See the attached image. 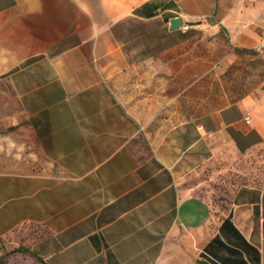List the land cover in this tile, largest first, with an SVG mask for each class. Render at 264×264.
Listing matches in <instances>:
<instances>
[{"label":"crops","instance_id":"0c3cea01","mask_svg":"<svg viewBox=\"0 0 264 264\" xmlns=\"http://www.w3.org/2000/svg\"><path fill=\"white\" fill-rule=\"evenodd\" d=\"M170 6L258 57L264 0H0L11 248L44 264H264V180L241 164L264 150V81L201 113L199 74L186 83L169 51Z\"/></svg>","mask_w":264,"mask_h":264},{"label":"rangeland","instance_id":"374dc122","mask_svg":"<svg viewBox=\"0 0 264 264\" xmlns=\"http://www.w3.org/2000/svg\"><path fill=\"white\" fill-rule=\"evenodd\" d=\"M173 17L181 16L170 6L169 10L163 13V20ZM186 24H183L174 36L169 37L168 47L170 52L184 55L186 74L189 70L186 83L192 81V74H199L201 113L211 107L231 103L258 89L264 81V61L259 56L233 57L223 32L214 28L208 16L203 19L202 25ZM118 36L132 38V28H121ZM126 48L132 50V45H127ZM17 112L12 93L5 85H0V118L4 115L16 116ZM16 128V124L7 126L0 123V135L11 139ZM31 152L30 148L25 150V158L32 162V156L29 155ZM241 164L253 167L254 170L250 172L259 180H264V150L260 151L258 158L251 156ZM13 250L15 249L0 239V264H42L30 254L12 253Z\"/></svg>","mask_w":264,"mask_h":264},{"label":"built area","instance_id":"2783aa9c","mask_svg":"<svg viewBox=\"0 0 264 264\" xmlns=\"http://www.w3.org/2000/svg\"><path fill=\"white\" fill-rule=\"evenodd\" d=\"M249 3H253L256 0H247ZM254 53L259 56L262 60H264V30H262L257 43L253 48ZM247 121V117L245 118Z\"/></svg>","mask_w":264,"mask_h":264},{"label":"water","instance_id":"95a60500","mask_svg":"<svg viewBox=\"0 0 264 264\" xmlns=\"http://www.w3.org/2000/svg\"><path fill=\"white\" fill-rule=\"evenodd\" d=\"M183 25V20L181 17H174L169 20V29L171 31L179 29ZM209 264V263H205Z\"/></svg>","mask_w":264,"mask_h":264},{"label":"trees","instance_id":"16d2710c","mask_svg":"<svg viewBox=\"0 0 264 264\" xmlns=\"http://www.w3.org/2000/svg\"><path fill=\"white\" fill-rule=\"evenodd\" d=\"M152 15H153V14H147V17H150V16H152ZM12 253H22V254H26V253H28V250L25 249V248H17V249H15V250H13ZM36 259H37L40 263L44 264L40 258L36 257Z\"/></svg>","mask_w":264,"mask_h":264}]
</instances>
